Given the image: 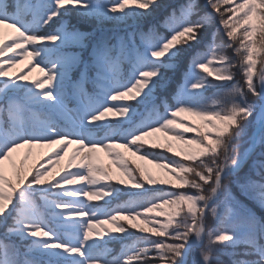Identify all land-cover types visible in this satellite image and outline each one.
<instances>
[{"label":"snow or ice","instance_id":"1","mask_svg":"<svg viewBox=\"0 0 264 264\" xmlns=\"http://www.w3.org/2000/svg\"><path fill=\"white\" fill-rule=\"evenodd\" d=\"M0 264H264V0H0Z\"/></svg>","mask_w":264,"mask_h":264},{"label":"trees","instance_id":"2","mask_svg":"<svg viewBox=\"0 0 264 264\" xmlns=\"http://www.w3.org/2000/svg\"><path fill=\"white\" fill-rule=\"evenodd\" d=\"M223 34H222V31H221V36H222ZM230 55H231V52L229 53ZM25 64L27 65L28 64V62H25ZM23 67V70L25 71V72H27L28 71V68L27 67H24V66H22ZM14 72L15 71H19V69H14L13 70ZM42 76V74L39 72V70L37 69V70H35V71H33L32 72V74H31V77H30V79H36V78H38V77H41ZM238 79H239V77H237ZM182 119H184L185 117H181ZM186 119H192V118H190V117H188V118H186ZM157 135H161V134H157ZM187 135H193L192 133H188ZM71 150L72 149H70L69 151L71 152ZM36 151H38V152H44V151H47L46 149H43V150H41V149H38V150H36ZM121 151H124L123 149L121 150ZM157 151H161V150H157ZM126 155H128L129 156V158L130 159H132V160H135L136 158L135 157H132L129 153H126ZM170 155V154H169ZM102 160V162L106 165V166H111V162H110V160L108 159V157L105 155V154H103V156H102V158H101ZM66 160H67V158H66ZM66 160L64 161V162H62V164L63 163H66ZM35 162V157H31V158H29V161H28V163H29V165H31L32 163H34ZM41 163L43 162V161H40ZM17 163H19V161H17ZM137 163H141V164H143L144 162H142V161H137ZM145 167H147V168H149V169H152V165H150V164H147V165H145ZM73 170H75V169H73ZM153 171H156V170H154L153 169ZM113 172L115 173V169H114V167H113ZM115 178H117V179H124V180H126L127 178L126 177H123L122 175H120L119 173H115ZM105 199H108L107 197H105ZM125 199H127V197H125ZM91 203H93V204H103V201H92ZM113 206H115V205H113ZM160 219H163L162 217H160ZM121 223H125V221H121ZM130 223V222H129ZM135 223H140L139 221H136ZM210 223H211V221H210ZM141 226L143 227V225L141 224ZM103 227L104 228H111L112 227V225H110V224H105V225H103ZM137 235H140L139 233H137ZM115 247H117L118 248V246H115Z\"/></svg>","mask_w":264,"mask_h":264},{"label":"rangeland","instance_id":"3","mask_svg":"<svg viewBox=\"0 0 264 264\" xmlns=\"http://www.w3.org/2000/svg\"><path fill=\"white\" fill-rule=\"evenodd\" d=\"M107 115H108L109 118H112L115 114H114V113H108ZM75 147H76V146L73 145V146H72V149H74ZM120 150H122V149H120ZM103 154H104L103 152L99 153L100 159L102 158ZM101 160H102V159H101Z\"/></svg>","mask_w":264,"mask_h":264}]
</instances>
